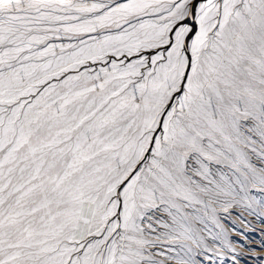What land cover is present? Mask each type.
I'll return each instance as SVG.
<instances>
[{
	"label": "snow or ice",
	"instance_id": "1",
	"mask_svg": "<svg viewBox=\"0 0 264 264\" xmlns=\"http://www.w3.org/2000/svg\"><path fill=\"white\" fill-rule=\"evenodd\" d=\"M0 264H264V0H0Z\"/></svg>",
	"mask_w": 264,
	"mask_h": 264
},
{
	"label": "rangeland",
	"instance_id": "2",
	"mask_svg": "<svg viewBox=\"0 0 264 264\" xmlns=\"http://www.w3.org/2000/svg\"><path fill=\"white\" fill-rule=\"evenodd\" d=\"M247 219H249V220H253L252 217H247ZM253 223H254V225L257 227V229L260 228V224H259V221H258V220H253ZM258 234H259V233H257V235H258ZM257 243H258V241H257Z\"/></svg>",
	"mask_w": 264,
	"mask_h": 264
}]
</instances>
